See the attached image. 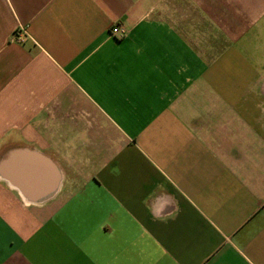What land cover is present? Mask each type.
Wrapping results in <instances>:
<instances>
[{
	"label": "crops",
	"instance_id": "obj_1",
	"mask_svg": "<svg viewBox=\"0 0 264 264\" xmlns=\"http://www.w3.org/2000/svg\"><path fill=\"white\" fill-rule=\"evenodd\" d=\"M0 168V264H264V0H0Z\"/></svg>",
	"mask_w": 264,
	"mask_h": 264
},
{
	"label": "built area",
	"instance_id": "obj_2",
	"mask_svg": "<svg viewBox=\"0 0 264 264\" xmlns=\"http://www.w3.org/2000/svg\"><path fill=\"white\" fill-rule=\"evenodd\" d=\"M111 33L118 36H124L126 34V29L121 27L119 23H116L112 26Z\"/></svg>",
	"mask_w": 264,
	"mask_h": 264
},
{
	"label": "rangeland",
	"instance_id": "obj_3",
	"mask_svg": "<svg viewBox=\"0 0 264 264\" xmlns=\"http://www.w3.org/2000/svg\"><path fill=\"white\" fill-rule=\"evenodd\" d=\"M0 172H1V168H0Z\"/></svg>",
	"mask_w": 264,
	"mask_h": 264
}]
</instances>
